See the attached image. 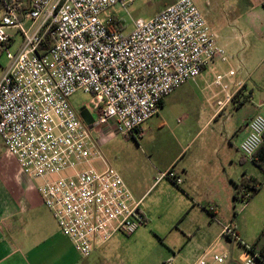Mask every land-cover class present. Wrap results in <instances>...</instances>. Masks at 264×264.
Returning <instances> with one entry per match:
<instances>
[{"label": "built area", "instance_id": "obj_1", "mask_svg": "<svg viewBox=\"0 0 264 264\" xmlns=\"http://www.w3.org/2000/svg\"><path fill=\"white\" fill-rule=\"evenodd\" d=\"M135 1L0 0V57L9 60L0 77V139L22 171L40 181L45 207L82 257L147 221L142 200L100 151L108 133L92 130L143 137L142 126L169 95L226 55L196 0H176L136 20L125 35L107 11ZM9 29L21 36L13 53ZM79 92L95 101L93 129L71 105ZM248 127L239 148L252 162L264 143V117L256 115ZM163 179L182 183L172 170L157 181ZM222 236L239 241L231 224ZM206 256L196 264H206ZM226 259L213 256L218 264ZM243 260L255 264L249 255Z\"/></svg>", "mask_w": 264, "mask_h": 264}, {"label": "crops", "instance_id": "obj_2", "mask_svg": "<svg viewBox=\"0 0 264 264\" xmlns=\"http://www.w3.org/2000/svg\"><path fill=\"white\" fill-rule=\"evenodd\" d=\"M241 5L227 23L226 38L220 37L206 18L217 35L218 45L226 51L225 57L213 61L201 76L187 82L171 94L176 93L173 98L169 99V95L163 102V106L178 104L191 113L198 132L175 149L163 152L153 149L150 174H145L138 184L127 182L120 174L138 200H143L149 191L151 197L164 185L165 191L179 199L183 212L190 211L191 216L204 213L202 221L192 222L186 234L183 230L190 251L185 257L183 249L174 255L178 264L180 260L196 264L205 253L206 261L213 258L222 243V231L229 224L240 237L239 226L228 213L233 210L236 217V205L243 202L240 198L245 190L238 195L240 200L234 201L236 185L241 180L255 178L262 183L248 202L258 195L264 196V173L246 160L239 148L249 132L250 120L256 115L264 117V0H244ZM188 118L186 115L185 119ZM181 135L188 137L185 132ZM189 141L196 142V148ZM251 165L260 174L252 172ZM168 170L180 177L182 183L177 185L169 179L158 182L160 174ZM39 184V180L22 171L0 139V264H91L99 260L100 247L89 257L77 253L45 207L37 189ZM209 205H214L216 211L210 213ZM213 229L220 230L214 239L209 233ZM247 255L242 254L243 259ZM108 264L114 263L108 261Z\"/></svg>", "mask_w": 264, "mask_h": 264}, {"label": "rangeland", "instance_id": "obj_3", "mask_svg": "<svg viewBox=\"0 0 264 264\" xmlns=\"http://www.w3.org/2000/svg\"><path fill=\"white\" fill-rule=\"evenodd\" d=\"M175 1L137 0L126 9L115 6L109 9L107 14L119 18L123 26L122 31L127 35L133 30V23L136 20H149ZM243 1L198 0V4L212 29L220 37L226 38L227 23L231 22L236 15L237 6L243 7L241 5ZM7 32L15 37V43L9 48V51L13 53L21 43V36L13 29H9ZM8 63L7 54H3L0 57V72ZM239 65H236L235 68ZM175 95L176 93L169 99ZM71 105L78 113L81 108H87L92 113L96 108L92 97L83 92H79L71 98ZM186 115H189L188 120L185 119ZM142 130L146 133L144 138L132 137L130 139H125L114 131L109 133L106 128L92 130L94 134L100 131L108 133L101 141L100 151L109 166L117 169L127 182L134 185L143 180L145 174H150L149 162L153 149L163 152L175 149L182 143L185 144L184 139L195 135L198 132V126L191 113L178 104L168 103L160 108L158 115L142 126ZM181 132H185V136L188 137L184 138ZM188 144L192 148L197 146L196 142L191 144L189 141ZM152 160L155 159L152 157ZM95 166L101 169L100 164L95 163ZM251 170L255 174H260L253 165H251ZM160 191L164 192L159 193ZM141 211L146 214V224L133 235L117 234L105 247H100L99 260L97 259L91 264H108V261L114 264H178V261H174V255L183 249L185 257L186 253L190 251V246H186L187 238L184 236L183 230L186 234L192 222L198 223L205 216L200 212L192 216L190 211L183 212L179 199L165 191L164 185L160 186L151 197L150 191L147 193L142 200ZM235 213L236 217L233 216V210L228 213V216L232 218L235 225L239 226V241L222 237V243L218 246L219 250L215 254H227V259L222 264H245L242 257V254L245 253H248L255 264H261L246 249V245L255 243L264 230V196L258 195L248 204L247 202H238ZM219 232V229L218 231L213 229L209 233L214 239ZM212 261L213 258L209 257L206 262L211 264ZM179 264L187 263L180 260Z\"/></svg>", "mask_w": 264, "mask_h": 264}, {"label": "trees", "instance_id": "obj_4", "mask_svg": "<svg viewBox=\"0 0 264 264\" xmlns=\"http://www.w3.org/2000/svg\"><path fill=\"white\" fill-rule=\"evenodd\" d=\"M162 106L163 103L161 104L160 108ZM252 162L259 170L264 173V143L255 154L254 160ZM261 186L262 183L255 178H252L251 180H241L240 183L236 185L234 201L241 199L248 202L259 191ZM244 190L246 192L239 199L238 195ZM248 251L255 256V259L259 263L264 264V230L256 242L248 246Z\"/></svg>", "mask_w": 264, "mask_h": 264}, {"label": "water", "instance_id": "obj_5", "mask_svg": "<svg viewBox=\"0 0 264 264\" xmlns=\"http://www.w3.org/2000/svg\"><path fill=\"white\" fill-rule=\"evenodd\" d=\"M80 117L89 126L90 129L94 128V119L87 108H81L79 110Z\"/></svg>", "mask_w": 264, "mask_h": 264}]
</instances>
